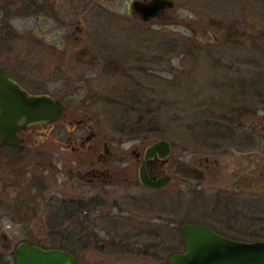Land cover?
<instances>
[{
    "label": "flooded vegetation",
    "instance_id": "obj_1",
    "mask_svg": "<svg viewBox=\"0 0 264 264\" xmlns=\"http://www.w3.org/2000/svg\"><path fill=\"white\" fill-rule=\"evenodd\" d=\"M134 1L125 6L133 28L151 23L154 18L144 22L133 12ZM114 3L0 0V71L27 93L51 96L63 105L56 119L20 127L8 143L0 133V243L9 250L10 236L55 238L51 244L42 243L45 239L34 244L28 238L15 243L9 252L14 264L17 247L25 243L68 251L76 264H88L89 249L111 254L109 264L116 259L170 264L173 254L186 250L184 224L206 226L228 238L252 235V225L236 220L247 216L243 210L255 196H264V113L255 117L254 125L253 112L245 109L237 132L232 127L233 131H220L210 152L200 154L199 167L188 161L174 166L180 181L168 170L174 160L170 143L168 158H161L160 150L150 151L159 139L138 143L129 165L123 142L110 138L99 124L92 111L98 103L88 94L93 86L76 85L77 80L111 69L133 76L142 72L136 59L132 66L113 61L111 67L102 46L91 38L98 18L118 17L107 7ZM150 69L145 67L146 73L152 74ZM228 155L231 164L221 160ZM141 175L155 184L167 177L169 181L144 185ZM175 182L182 187L177 193L211 195L228 213L209 212L213 218L207 222L189 217L185 209L174 215L163 199L168 200ZM259 231H264V224ZM1 255L0 264L5 256Z\"/></svg>",
    "mask_w": 264,
    "mask_h": 264
},
{
    "label": "rangeland",
    "instance_id": "obj_2",
    "mask_svg": "<svg viewBox=\"0 0 264 264\" xmlns=\"http://www.w3.org/2000/svg\"><path fill=\"white\" fill-rule=\"evenodd\" d=\"M103 1H115L107 7L118 17L98 18L92 40L102 46L111 67L113 61L132 66L136 59L142 72L133 76L111 69L101 76L90 75V81L80 77L76 85L93 86L88 94L98 105L92 111L110 138L123 142L126 163L134 162L131 151L138 143L165 140L174 159L168 170L180 181L175 167L186 161L199 167L200 154L210 152L209 145L220 131L227 133L232 127L237 132L242 112H253L252 121L257 123L255 117L264 113V0H173V7L159 19L134 28L125 9L129 0ZM231 156L221 160L231 164ZM176 183L168 200L158 195L171 205L174 215L185 209L189 217L207 222L213 213H228L225 205L214 204L211 195L177 193L182 187ZM247 205L243 210L247 216L239 217L237 212L235 216L240 225L253 226L252 235L229 238L264 241V231H259L264 224V196H255ZM27 238L38 245L55 240L48 235L42 243L43 238L10 236L9 250L0 243V254L6 256L1 264H6L5 259L14 264L11 248ZM89 251L88 264H109L107 259L113 258L100 250ZM110 264L150 263L116 259Z\"/></svg>",
    "mask_w": 264,
    "mask_h": 264
},
{
    "label": "water",
    "instance_id": "obj_3",
    "mask_svg": "<svg viewBox=\"0 0 264 264\" xmlns=\"http://www.w3.org/2000/svg\"><path fill=\"white\" fill-rule=\"evenodd\" d=\"M173 0H135L131 9L144 22L155 19L162 10L173 7ZM63 105L51 96L31 95L22 90L9 75L0 71V133L5 143L14 139L15 131L29 124L47 122L56 119L62 112ZM169 142L157 140L151 152L160 150L161 158L169 157ZM144 185L159 186L169 181L161 179L158 184L141 175ZM186 250L183 254H173L170 264H264V241L242 242L227 236L218 235L215 230L194 224L182 225ZM15 264H76L75 258L67 251L21 244L15 251Z\"/></svg>",
    "mask_w": 264,
    "mask_h": 264
}]
</instances>
